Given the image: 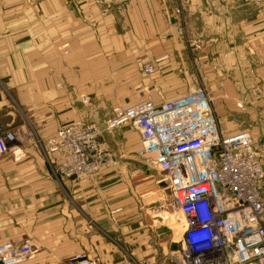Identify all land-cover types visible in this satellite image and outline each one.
<instances>
[{"label":"crops","instance_id":"1","mask_svg":"<svg viewBox=\"0 0 264 264\" xmlns=\"http://www.w3.org/2000/svg\"><path fill=\"white\" fill-rule=\"evenodd\" d=\"M175 6L0 0V136L17 135L0 157V244H33L21 264L75 256L176 264L181 230L157 215L168 195L161 172L139 158L134 127L104 134L114 162L84 179L58 174L49 142L75 120L96 122L97 112L143 99L162 103L202 88L221 96L214 105L227 118L235 98L264 96V2L187 0L181 17Z\"/></svg>","mask_w":264,"mask_h":264},{"label":"built area","instance_id":"2","mask_svg":"<svg viewBox=\"0 0 264 264\" xmlns=\"http://www.w3.org/2000/svg\"><path fill=\"white\" fill-rule=\"evenodd\" d=\"M164 1L184 14L187 0ZM145 71L154 69L147 65ZM126 125L141 136L139 158L167 183L169 195L157 215L182 224L176 264H264V162L251 131L223 134L202 88L162 103L143 99L115 106L103 124L75 120L59 128L49 141L60 156L58 174L84 179L109 167L114 156L102 137ZM15 143L13 132L1 135L0 157ZM34 249L31 243L0 244V262L21 264ZM67 264L95 263L75 256ZM121 264L143 263L129 257Z\"/></svg>","mask_w":264,"mask_h":264},{"label":"rangeland","instance_id":"3","mask_svg":"<svg viewBox=\"0 0 264 264\" xmlns=\"http://www.w3.org/2000/svg\"><path fill=\"white\" fill-rule=\"evenodd\" d=\"M240 1H248V2L250 1V2L256 3V4H260V3L264 2V0H262L260 2H257L255 0H239L237 2H240ZM231 3H234V2L231 1ZM210 96L212 98V104H213L214 110L216 109L215 113H217L216 117L218 119V123L220 125V128L223 131L222 133L223 134H233V133L238 132L239 130L249 129L251 131L253 137H254L255 144L257 145V150L259 149L260 151H262L264 153V109H262L261 106H259V103H262L264 101V96L261 97V95H254V96H251L250 99L242 100V101H237V98H235L234 99V102H235L234 105L235 106L231 110H229V115L227 118H225L224 115H221V116L218 115V112H217L218 110H217L216 106L214 105L215 97H217L218 100L221 101L222 100L220 98L221 96L220 97L214 96L213 94ZM219 104L221 105V102H219ZM225 105L227 106L226 103H225ZM218 108L220 110V107H218ZM224 108H225V106H224ZM254 108H256V109H254ZM87 113H89V112H87ZM97 113L99 115L101 113L102 119L99 120L100 122H102L104 120L106 121V119L108 117H110V115H111V112H97ZM220 113H223V111H221ZM90 114L91 113H89L88 115H90ZM95 114H96V112H95ZM99 121L96 120L97 123ZM224 125H227L226 126L227 128L226 127L225 128L229 129L228 133L224 132V130L222 128V126H224ZM175 223H177V222H171V221L166 222L167 226L169 225L172 228H174V225H176ZM177 226H179L180 230H182L181 229L182 224L176 225V228H177ZM143 264H148V263L144 262Z\"/></svg>","mask_w":264,"mask_h":264},{"label":"water","instance_id":"4","mask_svg":"<svg viewBox=\"0 0 264 264\" xmlns=\"http://www.w3.org/2000/svg\"><path fill=\"white\" fill-rule=\"evenodd\" d=\"M164 187H166L167 186V183H163L162 184ZM167 195H169V191L167 190Z\"/></svg>","mask_w":264,"mask_h":264}]
</instances>
